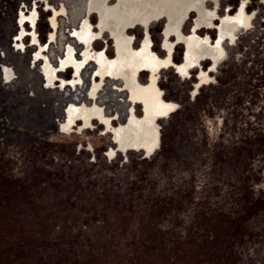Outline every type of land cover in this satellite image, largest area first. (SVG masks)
<instances>
[{
  "label": "rangeland",
  "instance_id": "rangeland-1",
  "mask_svg": "<svg viewBox=\"0 0 264 264\" xmlns=\"http://www.w3.org/2000/svg\"><path fill=\"white\" fill-rule=\"evenodd\" d=\"M87 2L0 0V264H264V0H219L222 13L242 7L248 22L224 40L216 69L207 58L181 77L183 42L172 41L174 62L161 70L158 87L174 109L154 122L121 77L97 73L95 53L115 59L107 30L95 36L102 40L92 42L79 84L72 86L71 68H58L69 42L78 61L85 52L74 31ZM35 8L43 55L57 74L51 87L44 58L34 62L28 20L23 46L19 39V13ZM53 9L58 34L49 45ZM196 18L191 11L183 22L185 37ZM161 21L148 33L153 53L165 59ZM214 23L200 27V37L209 32L215 42L220 18ZM143 33L140 23L132 28L135 50ZM201 70L213 79L193 96ZM140 78L147 85L149 72ZM92 79L100 85L94 97ZM70 104L85 105L88 123L78 117L62 132Z\"/></svg>",
  "mask_w": 264,
  "mask_h": 264
},
{
  "label": "flooded vegetation",
  "instance_id": "flooded-vegetation-1",
  "mask_svg": "<svg viewBox=\"0 0 264 264\" xmlns=\"http://www.w3.org/2000/svg\"><path fill=\"white\" fill-rule=\"evenodd\" d=\"M211 5L207 0H143L139 6L130 10V12L118 10L120 7L119 0H106L100 7L93 5L91 0L86 4L87 13L85 19L80 23V26L75 29L74 35L77 40L85 47L81 60L75 56V48L71 43L63 50V56L58 61V68L62 71L71 68L72 80L71 84L75 87L82 81L81 70L84 68L88 59L91 57L90 48H92V40L95 36L102 35L107 30L109 36L113 38L115 45V59L108 60V53L98 54L93 56L98 63L97 73L101 80L106 74L121 77L124 86L128 89V93L133 101L139 100L142 102L144 116L148 121L154 120L161 115H166L174 109L173 104H168L160 94L158 87V75L161 70L174 62L172 58L173 43L183 42V52L177 59L178 74L185 78L190 76V69L196 65H202V62L207 58L211 59L213 69L219 64L221 58L224 57L225 50L223 48L224 40L233 41L234 31L239 25L248 22V16L245 9L239 8L237 14L232 15V10L224 13L220 10L219 0H213ZM46 7L50 8V2L46 3ZM66 5L61 7V12H65ZM120 11V12H119ZM194 11L196 20L193 24V29L189 36H184V31L181 29L182 24L190 16V12ZM96 12L95 20L98 22V33L92 29L91 21L93 19L91 13ZM223 16V17H221ZM39 14L36 8L26 17L22 12L19 13L18 24L20 26L19 39L23 46L22 39L25 34V22L28 20L31 26V41L37 44V53L34 55V62L43 57V65L41 71L47 87H51L57 78L56 70L50 64V61L43 55V50L46 48L41 45L36 31V20ZM220 18V23L217 28V37L215 42L211 41L209 32L205 33V38L200 37V27L210 28L213 26L215 18ZM164 25L163 32V47L166 48L167 54L165 59H160V54L153 53L151 49V39L148 33V26L153 20H161ZM165 20V21H163ZM58 15L57 10L53 9V17L49 20V36L48 44L57 41L58 34ZM138 23L143 25V40L139 50H135L136 42L131 36L132 28ZM79 24V23H78ZM147 30V31H146ZM174 35V39L170 36ZM94 49V46H93ZM147 70L149 79L147 85H143L140 74ZM3 74L7 79L10 78V72L3 68ZM213 79L210 74H206L201 70L199 74V82L195 85L194 93L197 94L200 87ZM64 80H61V86H64ZM99 84L92 79L89 96L94 97ZM88 109L85 105L75 106L70 104L65 110V121L61 124L62 132H69L76 123L78 117L86 119ZM134 117V112H131ZM132 121V120H131ZM85 120L84 124H87ZM105 130L110 127L109 121L105 120ZM156 124V123H154ZM114 141L118 143V133L114 131ZM157 139L152 140L145 147V154L149 157L156 149ZM139 150L141 147L137 144L133 147ZM110 158L113 157L114 151L109 149L107 152Z\"/></svg>",
  "mask_w": 264,
  "mask_h": 264
},
{
  "label": "bare ground",
  "instance_id": "bare-ground-1",
  "mask_svg": "<svg viewBox=\"0 0 264 264\" xmlns=\"http://www.w3.org/2000/svg\"><path fill=\"white\" fill-rule=\"evenodd\" d=\"M94 6H102L103 3H105L106 0H91ZM143 0H119L120 7L118 10L130 12V10L136 6H139L140 3H142ZM120 12V11H119ZM115 144V143H113ZM147 156H144V159H146Z\"/></svg>",
  "mask_w": 264,
  "mask_h": 264
}]
</instances>
